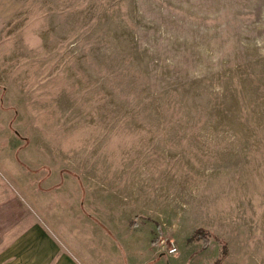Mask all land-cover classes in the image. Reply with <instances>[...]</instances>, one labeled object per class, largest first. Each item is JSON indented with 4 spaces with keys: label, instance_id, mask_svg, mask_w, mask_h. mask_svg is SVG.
I'll return each instance as SVG.
<instances>
[{
    "label": "rangeland",
    "instance_id": "rangeland-1",
    "mask_svg": "<svg viewBox=\"0 0 264 264\" xmlns=\"http://www.w3.org/2000/svg\"><path fill=\"white\" fill-rule=\"evenodd\" d=\"M234 10L0 0L8 225L105 264H214L224 243L221 264H264V0Z\"/></svg>",
    "mask_w": 264,
    "mask_h": 264
},
{
    "label": "crops",
    "instance_id": "crops-1",
    "mask_svg": "<svg viewBox=\"0 0 264 264\" xmlns=\"http://www.w3.org/2000/svg\"><path fill=\"white\" fill-rule=\"evenodd\" d=\"M247 1L226 0V4L236 9L229 15L246 17L247 13L240 12V8ZM203 4L213 6L210 1ZM7 214L5 209H0V264H105L101 253H92L81 242L73 246L70 234L62 240L40 225L24 228L14 223L10 226ZM160 263L165 264L163 260Z\"/></svg>",
    "mask_w": 264,
    "mask_h": 264
},
{
    "label": "trees",
    "instance_id": "trees-1",
    "mask_svg": "<svg viewBox=\"0 0 264 264\" xmlns=\"http://www.w3.org/2000/svg\"><path fill=\"white\" fill-rule=\"evenodd\" d=\"M193 238L197 239V240H203L204 242V249L207 248L210 244V241H209V237L204 235L203 231L202 230H196L194 235H193ZM222 253L220 255V257L217 259V261L214 262V264H221L223 262V260L226 258V256H228V247H227V244L224 243L223 246H222Z\"/></svg>",
    "mask_w": 264,
    "mask_h": 264
},
{
    "label": "built area",
    "instance_id": "built-area-1",
    "mask_svg": "<svg viewBox=\"0 0 264 264\" xmlns=\"http://www.w3.org/2000/svg\"><path fill=\"white\" fill-rule=\"evenodd\" d=\"M177 252V248L173 247L169 249V253L175 254Z\"/></svg>",
    "mask_w": 264,
    "mask_h": 264
}]
</instances>
